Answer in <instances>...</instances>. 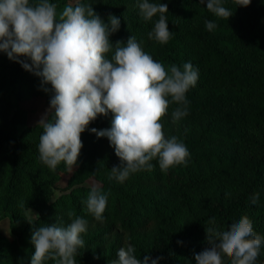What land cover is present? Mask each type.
Returning a JSON list of instances; mask_svg holds the SVG:
<instances>
[{
  "label": "trees",
  "instance_id": "1",
  "mask_svg": "<svg viewBox=\"0 0 264 264\" xmlns=\"http://www.w3.org/2000/svg\"><path fill=\"white\" fill-rule=\"evenodd\" d=\"M65 1L49 0L57 8ZM140 2L76 0L74 6L91 4L106 23L110 15L118 17L120 29L110 36L114 45L126 44L134 36L166 69L175 64L183 71L187 62L198 69L197 84L186 93L189 114L174 123L171 113L181 105L171 104L162 118L163 125L170 126L173 136L188 148L187 164L163 171L154 159L151 170L132 173L122 183L110 179L111 168L120 165V158L106 137L90 131L110 128L114 114L109 112L81 134L83 148L77 164L68 184L61 186L57 179L60 172L68 171L67 166L61 162L52 171L40 160L42 126L18 131L28 110L3 95L14 88L17 98L40 94L50 103V93L41 89L39 77L0 51L1 212L8 210L13 234L12 239L0 236V264H31L34 226L66 227L76 217L88 221L76 264H110L118 259L117 252L126 246L129 235L134 236L131 245L142 261L150 256L163 257L159 264H197L195 254L210 247L206 228L223 232L244 216L264 237V0H252L248 7L222 0V6L233 13L229 20L217 17L200 0H149L168 5L165 15L173 36L167 44L149 39L159 14L145 21ZM206 20L217 27L209 31ZM88 177L92 183L85 182ZM94 186L108 197L103 222L87 210ZM255 193L259 201L253 205ZM15 201L19 207L13 210ZM28 208L36 210L39 218H28ZM69 212L75 215L69 217ZM223 259L230 264L227 256ZM255 264H264V243Z\"/></svg>",
  "mask_w": 264,
  "mask_h": 264
},
{
  "label": "clouds",
  "instance_id": "2",
  "mask_svg": "<svg viewBox=\"0 0 264 264\" xmlns=\"http://www.w3.org/2000/svg\"><path fill=\"white\" fill-rule=\"evenodd\" d=\"M200 3H206V8L217 17L229 20L233 16L222 6V0ZM234 3L248 7L252 0ZM139 9L145 21H152L159 14L148 36L167 44L173 36L165 15L168 5L142 0ZM205 25L209 31L217 27L207 20ZM119 29L118 17L110 15L106 23L91 4L70 3L58 12L57 5L49 0L35 4L30 0H0V51L39 77L41 89L51 96L50 108L38 125L43 128L40 160L52 171L61 162L69 172L73 171L83 148L81 134L89 130L98 116H107L109 112L114 114L111 127L90 131L98 138L106 137L120 158V165L111 168L110 179L122 183L132 173L151 170L150 162L154 159H158L163 171L187 164L188 148L175 136L165 138L162 118L171 104L181 105L171 113L174 123L189 114L186 93L196 86L198 69L191 62L183 65V71L175 64L166 69L143 50L134 36L126 44L117 41L114 45L110 36ZM258 201L259 193H255L251 202L255 205ZM107 203V195L98 186L92 187L86 206L95 220L104 221ZM87 229L88 221L82 217L72 219L66 227L34 226L35 252L31 264H45L49 260L55 264H76L78 249L84 247L81 234ZM206 231L210 247L195 254L197 264H224V256L230 264H255L264 243V237L254 232L247 216L232 223L229 230ZM117 257L110 264H159L163 259L145 256L142 261L131 244L121 247Z\"/></svg>",
  "mask_w": 264,
  "mask_h": 264
},
{
  "label": "rangeland",
  "instance_id": "3",
  "mask_svg": "<svg viewBox=\"0 0 264 264\" xmlns=\"http://www.w3.org/2000/svg\"><path fill=\"white\" fill-rule=\"evenodd\" d=\"M75 1L76 0H66L63 4H61L57 8V11L58 12L62 11L63 8L70 3L74 6ZM15 91H16V89H14V88L11 90L7 89L3 93V95L6 98L8 97L11 102H18L21 107L28 110L26 123L25 124H19L17 126L18 131H23V130L29 129L32 126L38 124L41 117L50 108V103L46 102L45 98L40 94H30V95H27L23 98L22 97L17 98V93ZM7 94H8V96H7ZM163 131H164V135H165L166 139H170L171 137H173V130L171 129L170 126L164 125ZM74 169H75V167H74ZM74 169H73V171H74ZM72 172H69V171L60 172L59 177L57 179V182L61 186L67 185ZM2 175L3 174L1 173L0 178L2 177ZM92 181H93L92 177H88V178H86L85 182L92 183ZM1 192L2 191L0 188V236L3 235L7 239H12L13 234L10 231L8 210H5V212L4 211L1 212L2 203H3ZM20 198H21V196L17 197V199H19V200H20ZM18 207H19V201H15V203L12 205L13 210H16V208H18ZM36 215H37V212L33 208L26 209V216L28 218L35 219ZM131 242H134V236L133 235H129L127 237L126 245L131 244Z\"/></svg>",
  "mask_w": 264,
  "mask_h": 264
}]
</instances>
